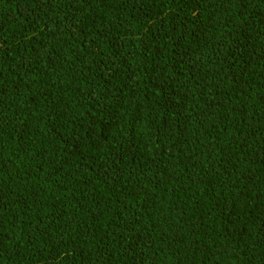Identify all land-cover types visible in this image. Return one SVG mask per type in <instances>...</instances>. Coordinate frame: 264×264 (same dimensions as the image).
<instances>
[{"label":"trees","instance_id":"16d2710c","mask_svg":"<svg viewBox=\"0 0 264 264\" xmlns=\"http://www.w3.org/2000/svg\"><path fill=\"white\" fill-rule=\"evenodd\" d=\"M0 99V264H264V0H0Z\"/></svg>","mask_w":264,"mask_h":264},{"label":"bare ground","instance_id":"6f19581e","mask_svg":"<svg viewBox=\"0 0 264 264\" xmlns=\"http://www.w3.org/2000/svg\"><path fill=\"white\" fill-rule=\"evenodd\" d=\"M14 46V45H13ZM16 66V65H15ZM20 70V69H19ZM24 71V70H23ZM27 71V70H26ZM13 72V71H12ZM7 84V83H6ZM3 88V87H2ZM8 90V89H7ZM11 91H12V89H11ZM1 100V99H0ZM15 104V103H14ZM1 113V112H0ZM20 116V115H19ZM16 121V120H15Z\"/></svg>","mask_w":264,"mask_h":264}]
</instances>
